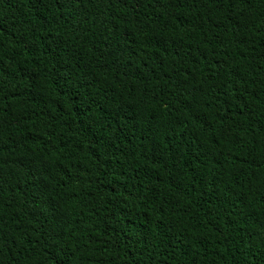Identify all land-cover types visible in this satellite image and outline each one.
Returning <instances> with one entry per match:
<instances>
[{
    "label": "trees",
    "instance_id": "obj_1",
    "mask_svg": "<svg viewBox=\"0 0 264 264\" xmlns=\"http://www.w3.org/2000/svg\"><path fill=\"white\" fill-rule=\"evenodd\" d=\"M0 264H264V0H0Z\"/></svg>",
    "mask_w": 264,
    "mask_h": 264
}]
</instances>
